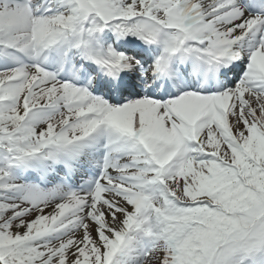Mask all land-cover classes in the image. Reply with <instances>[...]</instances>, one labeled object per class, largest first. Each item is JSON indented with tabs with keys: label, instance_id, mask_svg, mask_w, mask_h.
Returning a JSON list of instances; mask_svg holds the SVG:
<instances>
[{
	"label": "snow or ice",
	"instance_id": "obj_1",
	"mask_svg": "<svg viewBox=\"0 0 264 264\" xmlns=\"http://www.w3.org/2000/svg\"><path fill=\"white\" fill-rule=\"evenodd\" d=\"M0 264H264V0H0Z\"/></svg>",
	"mask_w": 264,
	"mask_h": 264
}]
</instances>
